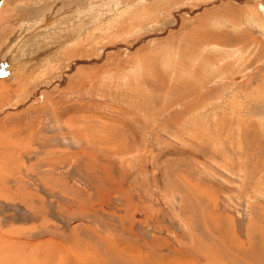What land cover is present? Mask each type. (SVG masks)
Returning <instances> with one entry per match:
<instances>
[{
  "label": "rangeland",
  "instance_id": "374dc122",
  "mask_svg": "<svg viewBox=\"0 0 264 264\" xmlns=\"http://www.w3.org/2000/svg\"><path fill=\"white\" fill-rule=\"evenodd\" d=\"M92 262L264 264V0H0V264Z\"/></svg>",
  "mask_w": 264,
  "mask_h": 264
},
{
  "label": "bare ground",
  "instance_id": "6f19581e",
  "mask_svg": "<svg viewBox=\"0 0 264 264\" xmlns=\"http://www.w3.org/2000/svg\"><path fill=\"white\" fill-rule=\"evenodd\" d=\"M116 245V244H115ZM123 248V247H122ZM125 251L124 250H122L123 252H122V255H123V258L124 257H130V256H132V255H134V254H136L135 253V251H133L134 250V248L133 247H131V245L130 246H125ZM116 252V251H115ZM113 253V252H112ZM131 253V254H130ZM115 255V254H114ZM117 255V254H116ZM122 257V256H121ZM114 258V257H113ZM85 259V258H84ZM120 259V258H119ZM130 259V258H129ZM121 260V259H120ZM123 260V259H122ZM125 261V260H124ZM90 262V261H89ZM95 264H97V262H94ZM92 264H93V262H92Z\"/></svg>",
  "mask_w": 264,
  "mask_h": 264
},
{
  "label": "water",
  "instance_id": "95a60500",
  "mask_svg": "<svg viewBox=\"0 0 264 264\" xmlns=\"http://www.w3.org/2000/svg\"><path fill=\"white\" fill-rule=\"evenodd\" d=\"M9 59H10V55H8V57L6 58V61H5L6 64H8Z\"/></svg>",
  "mask_w": 264,
  "mask_h": 264
}]
</instances>
